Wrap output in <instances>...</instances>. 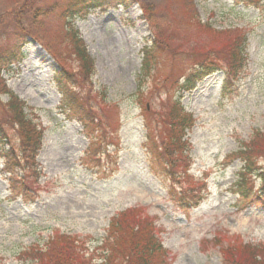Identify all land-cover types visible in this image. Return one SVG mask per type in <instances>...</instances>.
Instances as JSON below:
<instances>
[{
	"label": "rangeland",
	"instance_id": "374dc122",
	"mask_svg": "<svg viewBox=\"0 0 264 264\" xmlns=\"http://www.w3.org/2000/svg\"><path fill=\"white\" fill-rule=\"evenodd\" d=\"M120 1L107 0L81 20V14L65 18L67 0H0V52L22 41L23 28L13 27L11 19L23 17V8L43 48L50 44L59 51L58 64L28 39L22 61L0 69V79L43 133L36 171L18 164L9 174L0 157V264H36L29 253L45 252L58 235L81 246L90 263H103L105 251L97 246L110 219L126 209L146 222L161 245L162 264H228L223 251L236 257L247 247L263 262L264 210L240 204L230 188L243 167L234 154L249 143L255 167L264 170V0L254 7L241 0ZM70 27L94 64L82 85L67 90L85 94L90 79L89 99L110 139L94 155L81 125L64 114L63 95L52 79L62 67L78 70L63 38ZM226 31L247 39L245 66L226 95L224 71L183 94L180 106L192 122L182 140L187 171L181 166L164 176L152 167L150 152L168 143L166 116L178 85L200 61L217 59L224 69L233 45ZM150 42L159 50L150 73L141 75ZM7 100L1 92L0 125ZM4 133L18 149L17 128L4 125ZM1 148L10 149L5 143ZM248 179L253 191L260 187L256 176ZM184 193L199 196V205L184 211L178 204Z\"/></svg>",
	"mask_w": 264,
	"mask_h": 264
},
{
	"label": "trees",
	"instance_id": "16d2710c",
	"mask_svg": "<svg viewBox=\"0 0 264 264\" xmlns=\"http://www.w3.org/2000/svg\"><path fill=\"white\" fill-rule=\"evenodd\" d=\"M107 0H67V13L66 19L72 17L75 14L86 13L87 9L92 7H98L104 5ZM120 1V0H119ZM121 2V1H120ZM245 6H257L260 0H241ZM124 4V1L121 2ZM23 10V17L13 16L12 26L15 28H23L22 41L16 45H7L0 52V68L8 67L11 64L22 60L21 45L26 43L27 38H32L39 43H43L39 34H36L30 24L29 15L25 8ZM47 12V11H46ZM23 23V27H22ZM68 26H70L68 24ZM70 29H72L70 27ZM68 30L63 38L67 41L66 48L68 55L71 58H75L78 64L77 72L68 71L62 67V70L56 72L54 80L63 93V107L67 109L73 117L78 120L84 128V134L89 142L88 149L90 154H95V150L99 145L109 141L108 135L105 133L100 119L98 118V111L89 99L92 93L91 87L85 94L69 93L68 86L82 85L80 79L87 77L92 71V62L85 52V48L82 42L79 40L77 32ZM225 33L231 35L232 43L228 56L222 60L225 67V80L223 82L222 91L226 92L232 87L234 81L237 80L246 62V38L238 31H226ZM43 46V44H42ZM45 50L48 54L57 61V54L59 51H54L50 44L45 45ZM154 50L157 52L159 46L153 45V52L150 53L146 50L144 53V59L142 68L144 73H149L150 68L154 62ZM214 60L200 61L193 70L190 71L184 82L178 86L177 92L182 95L184 93H190L195 89L198 82L202 81L205 77L211 75L215 71L221 70ZM84 82V80H83ZM88 83V81L86 82ZM86 85V84H85ZM4 93L8 100L4 105V113L6 120L2 121L0 125V156L5 160V166H10L11 171L9 174H13L12 168L20 164L22 171L25 167L31 169H37L35 164V158L37 157L41 146L43 133L37 124L33 120L29 119L23 112L25 107L16 96L9 92L3 80L0 79V93ZM166 116L165 125L168 127V143L162 147L160 151H151L152 167L156 165L162 175L167 176L171 174L175 175L177 169L183 166L182 172L185 175L187 171L186 157L183 155L184 149L187 147L185 142H182L185 137V131L190 128L191 120L189 115H185L180 107L179 99L174 100L171 104V108ZM13 125L17 128L19 145L18 149L9 145L10 141L7 139L4 133V125ZM9 146V150L1 148L3 144ZM256 151L250 148V143L243 149L237 151L234 155L240 158L243 163L241 172L238 174L237 182H235L230 192L234 193L238 197V202L241 204L251 205L255 204L264 209V170H259L255 167V159L253 154ZM17 153V155L15 154ZM177 155L179 160H177ZM166 162L161 164V160ZM156 162V164H155ZM159 162L160 166H159ZM256 176L260 182V187L253 191L249 177ZM192 193V192H191ZM179 206L184 210L195 208L199 205L201 198L196 195L185 193L180 195ZM135 211H127L120 214L117 218L111 220L106 237L98 247L105 251V254L100 257L103 263L100 264H162L163 252L161 245L154 239L152 232H147L146 222L142 219H136ZM65 240L64 236H55L49 241L50 247L45 252L34 251L29 253V257L35 260L36 264H92L90 259L85 257V254L81 252L80 248L74 246V242ZM60 243L67 249L60 250L56 244ZM62 249V248H61ZM255 250V249H254ZM250 248H243L242 252L236 257H229L228 252L223 251L222 255L225 257L228 264H264L263 262L256 261L255 252ZM108 251V252H107Z\"/></svg>",
	"mask_w": 264,
	"mask_h": 264
}]
</instances>
